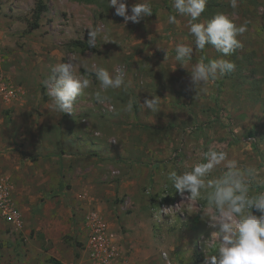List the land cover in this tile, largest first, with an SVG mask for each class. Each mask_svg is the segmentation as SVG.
<instances>
[{
  "label": "rangeland",
  "instance_id": "rangeland-1",
  "mask_svg": "<svg viewBox=\"0 0 264 264\" xmlns=\"http://www.w3.org/2000/svg\"><path fill=\"white\" fill-rule=\"evenodd\" d=\"M36 1L44 6L38 18ZM138 2L126 0L129 9ZM148 2L150 16L125 24L107 0H0V177L13 183L21 212L15 227L0 217V264H51L59 253L75 264L91 211L128 264H204L207 245L218 242L201 218L206 201L176 194L168 172L190 170L216 149L264 177V0H238L236 9L207 0L198 22L222 12L247 30L231 55L209 44L194 49L186 68L174 49L192 43L187 19L167 22L173 0ZM96 27L104 31L94 50L72 43L87 42ZM201 58L228 59L235 69L195 89L188 70ZM59 63L92 81L71 114L52 110L45 85ZM96 67L123 69L126 86L101 89ZM153 95L157 113L141 107Z\"/></svg>",
  "mask_w": 264,
  "mask_h": 264
},
{
  "label": "clouds",
  "instance_id": "clouds-1",
  "mask_svg": "<svg viewBox=\"0 0 264 264\" xmlns=\"http://www.w3.org/2000/svg\"><path fill=\"white\" fill-rule=\"evenodd\" d=\"M107 3L125 24L139 23L143 17L153 13L148 0H139L130 9L126 0H107ZM229 3L232 9L238 7V0H229ZM206 4L207 0H173L175 14H169L167 22L176 25L179 23L177 16L186 18L192 37L191 44L181 42L175 45L174 59L182 68L192 61L194 49L203 51L210 44L223 56H229L241 47L237 36L247 30L246 23L237 26L222 12L215 14L206 24L200 23L198 18L205 11ZM102 31L104 29L100 27L90 29L89 47H96ZM72 68V63H59L45 81L52 110L59 113H73L77 97L92 83L87 76L74 75ZM234 69L235 64L228 59H212L205 63L201 58L188 70L190 84L197 89ZM93 73L103 90L126 86L127 73L123 69L110 74L105 68L96 67ZM96 99L102 101L106 97L97 92ZM141 107L157 113L160 111V98L155 95L145 98ZM126 110H133L132 102L127 104ZM217 168L222 169V175L210 179ZM166 181L183 199L206 201L201 218L209 228L215 229L213 235L218 242L207 245L213 251L206 254L204 264H264V190H252L254 184L257 188L264 187V177L256 167L243 166L226 151L211 149L204 152L201 160L190 170L169 171ZM168 186L169 183H165V187Z\"/></svg>",
  "mask_w": 264,
  "mask_h": 264
},
{
  "label": "built area",
  "instance_id": "built-area-1",
  "mask_svg": "<svg viewBox=\"0 0 264 264\" xmlns=\"http://www.w3.org/2000/svg\"><path fill=\"white\" fill-rule=\"evenodd\" d=\"M1 40L0 26V44ZM0 217L11 227L21 224V212L14 198V185L2 177H0ZM85 226L86 240L82 255L75 264H128L127 258L120 253L98 212L91 211L86 215Z\"/></svg>",
  "mask_w": 264,
  "mask_h": 264
},
{
  "label": "trees",
  "instance_id": "trees-1",
  "mask_svg": "<svg viewBox=\"0 0 264 264\" xmlns=\"http://www.w3.org/2000/svg\"><path fill=\"white\" fill-rule=\"evenodd\" d=\"M44 6L42 5L41 2L36 1V5L34 8V12H35V17L38 18L40 13L43 11ZM37 26V22H35L32 27H36ZM73 44H75V46L83 48V49H87V50H94V48L89 47L88 43L86 41L80 40V39H76L74 41H72ZM50 262L51 264H61L58 260L54 259V258H50Z\"/></svg>",
  "mask_w": 264,
  "mask_h": 264
},
{
  "label": "crops",
  "instance_id": "crops-1",
  "mask_svg": "<svg viewBox=\"0 0 264 264\" xmlns=\"http://www.w3.org/2000/svg\"><path fill=\"white\" fill-rule=\"evenodd\" d=\"M65 254L64 253H59L57 256H53V255H51L52 256V258H54V259H56V260H58L61 264H65L64 263V260L65 259H67V260H70V258H68V256H64ZM61 256H64L65 258L64 259H61ZM65 262H66V260H65Z\"/></svg>",
  "mask_w": 264,
  "mask_h": 264
}]
</instances>
